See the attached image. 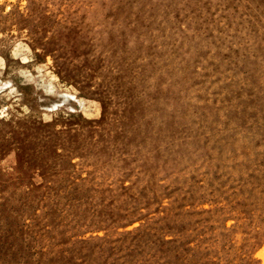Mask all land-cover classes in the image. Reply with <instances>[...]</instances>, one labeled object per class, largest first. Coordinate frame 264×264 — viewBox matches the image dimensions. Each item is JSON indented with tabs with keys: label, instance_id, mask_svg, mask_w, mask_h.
Here are the masks:
<instances>
[{
	"label": "rangeland",
	"instance_id": "1",
	"mask_svg": "<svg viewBox=\"0 0 264 264\" xmlns=\"http://www.w3.org/2000/svg\"><path fill=\"white\" fill-rule=\"evenodd\" d=\"M1 84L0 264H264V0H0Z\"/></svg>",
	"mask_w": 264,
	"mask_h": 264
},
{
	"label": "bare ground",
	"instance_id": "2",
	"mask_svg": "<svg viewBox=\"0 0 264 264\" xmlns=\"http://www.w3.org/2000/svg\"><path fill=\"white\" fill-rule=\"evenodd\" d=\"M8 82H4V85H7ZM2 86V84L0 85V87ZM2 87H5V86H2ZM59 95H62V98L52 104H48L47 106L51 109V108H57L59 107L60 105L62 106L64 103H67L73 99H75L76 101L78 102H81L80 100H78L77 96H75V94L69 92V91H62ZM46 106V107H47Z\"/></svg>",
	"mask_w": 264,
	"mask_h": 264
}]
</instances>
